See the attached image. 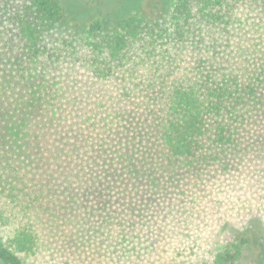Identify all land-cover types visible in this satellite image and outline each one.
<instances>
[{
    "label": "trees",
    "instance_id": "1",
    "mask_svg": "<svg viewBox=\"0 0 264 264\" xmlns=\"http://www.w3.org/2000/svg\"><path fill=\"white\" fill-rule=\"evenodd\" d=\"M150 1L100 0L60 52L73 9L0 0V264L43 254L58 215L93 220L111 264L160 248L169 264H264V219L205 229L264 168V0Z\"/></svg>",
    "mask_w": 264,
    "mask_h": 264
},
{
    "label": "rangeland",
    "instance_id": "2",
    "mask_svg": "<svg viewBox=\"0 0 264 264\" xmlns=\"http://www.w3.org/2000/svg\"><path fill=\"white\" fill-rule=\"evenodd\" d=\"M61 1L65 8L69 7L73 10L65 18V23L58 28L59 36L61 37L57 41V46L54 47L60 52L64 47L63 43L66 44L68 41H73V39L79 40L85 35L86 27H88L87 25L92 19L91 14L97 9L100 0ZM151 1L157 2L159 0ZM126 2L127 0H103L102 6L112 12L119 7L126 6ZM134 2L136 3V1ZM126 7L128 8L129 6L127 5ZM74 25L76 28H74ZM68 81L66 82L67 90L69 88L68 97H83L84 101L95 102L93 95L96 92L92 88V85H88L87 82H84V84L83 82L76 83L80 86L75 89L74 84L70 85L71 82L70 80ZM256 175L261 176L258 177L260 179H256V189L258 191L250 190V192H255L254 199L251 202L247 201V199L241 203L237 202L236 196H229L230 200L228 198L226 200L224 198L213 200L212 204L215 208H212L211 214L205 216L206 230L213 231L217 227L222 226L221 224H223L224 220H221V217L233 223L234 218L239 216L240 213H243L247 217L264 219V168L256 170ZM209 205L211 206V203ZM58 216L55 220H52L56 225L55 231L51 230L50 233L46 232L47 236H42L47 249L43 250V254L38 256L24 258V264H111L112 257L118 256L116 255V253L118 254L116 250L108 251L107 247L100 240H96L97 231L99 230L93 220H89L87 224H84V227H78L76 224L77 220H74L75 216H71L70 220L65 217L60 219ZM212 219L215 222L213 224H211ZM123 253L119 257L124 258L123 260H126L128 264H169L168 259L163 257L165 253L163 248L159 249V253H155L153 249H142L137 254L129 250H125ZM239 264H254V262L251 256L244 253Z\"/></svg>",
    "mask_w": 264,
    "mask_h": 264
}]
</instances>
